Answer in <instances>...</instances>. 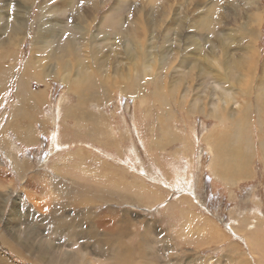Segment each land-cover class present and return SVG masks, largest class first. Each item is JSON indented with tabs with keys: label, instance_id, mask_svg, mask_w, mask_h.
Returning <instances> with one entry per match:
<instances>
[{
	"label": "rangeland",
	"instance_id": "374dc122",
	"mask_svg": "<svg viewBox=\"0 0 264 264\" xmlns=\"http://www.w3.org/2000/svg\"><path fill=\"white\" fill-rule=\"evenodd\" d=\"M0 53V263L264 264V0H0ZM38 64L46 70L34 75ZM30 87L44 94L22 105ZM208 106L217 125L220 111H238L256 132L258 178L230 201L208 198L207 178L193 184L173 159L186 142L200 149ZM18 108L22 126L9 124ZM196 212L219 221L202 229L211 243L198 237ZM97 215L110 231L91 223ZM127 224V238L112 237Z\"/></svg>",
	"mask_w": 264,
	"mask_h": 264
},
{
	"label": "crops",
	"instance_id": "0c3cea01",
	"mask_svg": "<svg viewBox=\"0 0 264 264\" xmlns=\"http://www.w3.org/2000/svg\"><path fill=\"white\" fill-rule=\"evenodd\" d=\"M210 106H208L207 115L202 114L204 116L203 130L199 131V134H197L196 143H198L199 145L202 144L200 145V149L198 150L199 147L195 145H191V148L189 149V144L188 142H186L185 144L181 145L178 151L173 152V159H175L177 162L179 174L184 173L185 170L187 174L190 171L192 172L193 184L199 183V176L201 174H203L204 177L207 178L209 182L208 191L210 195L208 198L215 200V196L217 194L219 195V191H221L223 192V194L221 196V199H219L218 201H230L231 199H233L230 195L231 191H233V193L237 195L238 191H235L236 187L252 183L258 178L256 169L258 161L256 132L255 130L252 131L248 128L245 129L244 126H241V124L239 123V120L241 119L239 118V115L241 116V114L237 113L238 111L224 113V116L228 117V115L230 114L235 117L231 122L226 121L217 125V119L210 115L212 113V109H210ZM192 128L194 129L193 124ZM216 145H218V147ZM162 150L163 149L161 147L160 149H158L157 146V148L153 149L152 151L160 153L159 151ZM195 151H203L206 156V162L197 159ZM193 155H195V157H193ZM218 161L220 162V164H218ZM154 165L160 170L163 169V165L158 161ZM191 165L194 167L191 168ZM223 171L226 174H224ZM70 180L71 179H69L68 181ZM182 196L183 197L181 199L184 205L185 198L184 195ZM175 205L176 207L177 205L183 207V205H180L179 202H176ZM202 206L201 208H205ZM190 207L192 208V206ZM196 215V218L199 219V221L197 222L199 224V228L197 231L199 234L198 237L203 239V242L211 243L212 241H208L206 239V235H204L202 229L209 231L208 226H215V223L219 221L215 220L214 215L209 212H196ZM186 223L188 224L189 222L187 221ZM114 225L116 226L117 223H115ZM193 233L194 236L196 230H194ZM193 236H189L188 241L193 240ZM208 245L209 244L207 243L206 246L208 247Z\"/></svg>",
	"mask_w": 264,
	"mask_h": 264
},
{
	"label": "bare ground",
	"instance_id": "6f19581e",
	"mask_svg": "<svg viewBox=\"0 0 264 264\" xmlns=\"http://www.w3.org/2000/svg\"><path fill=\"white\" fill-rule=\"evenodd\" d=\"M130 1V0H129ZM207 8H208V6H207ZM94 9H95V7H94ZM96 9H97V7H96ZM46 12V13H45ZM42 11V15H43V20L45 21L46 19L44 18V17H46V18H48V16H49V10L47 9L46 11ZM110 15H111V13H110ZM27 16V15H26ZM118 18V17H117ZM136 19V18H135ZM48 20V19H47ZM81 20H85V18H81ZM142 19L140 18L139 19V23L138 22H136L135 24L137 25V26H139V29L138 30H140L141 29V31L142 30H145L146 29V23L145 22H143L142 23V21H141ZM203 21H204V19H203ZM92 22H94V18H93V21ZM95 24V23H94ZM102 25V24H101ZM101 25H100V27L99 28H101ZM207 25L208 24H205V27L207 28ZM104 27V26H103ZM132 27V26H131ZM130 27V28H131ZM134 27H135V29H136V26L134 25ZM172 27V26H171ZM170 27V28H171ZM82 30V31H84V28L82 27V28H78V30ZM95 29V28H94ZM129 29V28H128ZM90 30H93L92 29V23H91V26H90ZM101 30V29H100ZM130 30V29H129ZM181 30V29H180ZM116 31V30H115ZM128 31V30H127ZM102 33H103V31H101ZM132 32V31H131ZM101 33V34H102ZM115 33H117V36H116V38H117V40H122V39H124V37H125V35L122 37V33H120V32H115ZM134 33V32H133ZM71 36V35H70ZM127 36V35H126ZM128 37V39L129 40H132L131 42H132V44H136V43H140L141 41L140 40H142V39H140V38H138L137 37V35H132V33L130 34V35H128L127 36ZM70 38V37H69ZM145 39V38H144ZM131 42L130 43H128V44H131ZM143 43V42H142ZM56 44V43H55ZM67 44V43H66ZM52 45V44H51ZM69 49H68V52H66V53H69V52H71V50H73L72 48H71V46H73V44H72V42H70L69 44ZM142 45V44H141ZM43 46V45H42ZM135 46H137V45H135ZM52 47V46H51ZM55 47V46H54ZM41 46H37V47H33L32 49H33V51H35L34 52V54H39V52H40V50H41ZM64 49V48H63ZM141 50V49H140ZM44 51H45V49H44ZM249 52H248V59L247 60H245V63H247L248 65H249V67L251 68V69H253V68H255V66H256V64H257V56H258V52H257V49H254V50H252V51H250V50H248ZM60 52V51H59ZM75 52V51H74ZM49 53V52H48ZM48 53H46L47 54V58H46V60L48 59V58H50L51 57V54H48ZM146 53V52H145ZM250 53V54H249ZM54 54H55V52H54ZM72 54V53H71ZM74 54V53H73ZM72 54V55H73ZM143 54V53H142ZM141 54V55H142ZM46 57V56H45ZM33 59H37L38 58V56H35V55H33V57H32ZM97 58V57H96ZM59 60H62V58H60L59 57ZM144 60H147L146 58L144 59ZM215 60V59H214ZM243 60V59H242ZM7 61H8V55H6V54H4V53H0V72L2 73H7V69H6V66H5V64L7 63ZM241 62V61H240ZM263 67V66H262ZM60 68H62V64H61V66H60ZM40 70H46L45 69V67H44V65H42V64H38L36 67H35V72H34V75L38 72V71H40ZM261 70V69H260ZM9 72V71H8ZM2 73V74H3ZM40 75H43V73H39ZM55 74V76H56V73H54ZM217 77V76H216ZM219 78V77H218ZM264 80V75L262 74V75H259V77L257 78V81H259V82H261V80ZM27 80V79H26ZM26 80H24V81H26ZM31 80H33V78L31 79ZM62 80H64L65 81V79L64 78H62ZM219 80V83H220V80L221 81H223V84H222V82H221V84L223 85V86H225L224 85V83H228V78H226V77H222V75H221V78H219L218 79ZM86 85V83H84V86ZM33 88V87H32ZM31 87L27 90V92L26 93H24V94H22V95H20V100H21V103H22V105H25V104H29V103H31L32 101H36L37 100V98H38V96L39 95H41V94H44V91L42 92H36L35 90H33ZM1 89H3V85H0V90ZM109 91H110V89H109ZM159 91L161 92V90L159 89ZM111 95V93L108 95V97ZM91 94L90 93H83V94H81V93H79V96H78V98H80L79 100L84 104V103H89L90 102V100H91ZM28 97H30V100L28 99ZM107 97V98H108ZM162 97L163 96H161V99H162ZM95 99H97L95 96L92 98V102L95 100ZM264 98H262V97H260V108H261V110H264V100H263ZM161 101V100H160ZM159 101V103H160V105H162L164 108H167V109H169L170 107H168V104H169V101L168 100H166L165 102H160ZM167 104V105H166ZM259 106V105H258ZM33 107L34 108H36V105H33ZM18 110H22V109H20V108H18L15 112H13L12 113V119H11V122L9 123V124H15L13 121L16 119V117H17V111ZM190 110H192V109H190ZM228 110V109H227ZM221 113H220V115H219V118H220V120L222 121V122H224L225 121V118H227V116H224L225 114L224 113H222L223 111H220ZM227 113V112H226ZM242 123L243 122H241V125H242ZM15 125H17V126H22L23 124L21 123V122H18L17 124H15ZM160 133H162V132H160ZM24 135H25V137H24V139H23V141H25V142H27V143H30L32 140H33V135H34V131L32 130V128L31 127H28L27 129H26V131L24 132ZM160 136H162V134H160ZM160 136H159V138H160ZM156 140V139H155ZM61 140H60V136H56V142H60ZM153 142H154V139H153ZM264 143V142H263ZM56 144V143H55ZM65 145H67V144H65ZM217 147H218V145H216ZM60 147V146H59ZM59 147L58 146H56V149H59ZM62 147V146H61ZM61 149V148H60ZM90 152V151H89ZM215 156H216V154H215ZM227 158V157H226ZM216 159V158H215ZM219 160V159H218ZM231 161V160H230ZM219 162V161H218ZM222 163V162H221ZM218 164H220V162L218 163ZM227 164V163H226ZM222 165V164H221ZM229 165V164H228ZM230 169H232V168H230ZM90 170V169H89ZM2 171V170H1ZM221 171V170H220ZM231 171V170H230ZM234 171V170H233ZM224 172V171H223ZM232 172V171H231ZM103 172H101V173H97V177L98 178H100V177H103V174H102ZM224 174H226L225 172H224ZM89 176V175H88ZM106 176V175H105ZM230 176V175H229ZM239 176V175H238ZM95 177V176H94ZM231 180V179H230ZM99 182V181H98ZM229 182V181H228ZM107 191V190H106ZM64 193V192H63ZM112 193H115L114 192V190L112 191ZM64 194H68V193H64ZM124 194V193H123ZM122 194V195H123ZM126 194H127V192H126ZM85 195V194H84ZM83 195V196H84ZM100 196V195H99ZM122 197H124V196H122ZM125 197H126V195H125ZM127 197H129V196H127ZM77 199H79V198H74V202H76L77 201ZM124 199V198H123ZM120 200H122V199H120ZM125 200V199H124ZM110 209V208H109ZM114 209V208H113ZM108 216H110V214H108ZM104 218H105V216H101V217H99L98 215L96 216V218L95 219H91V223H96L97 225H100V227H105V225H109V223H110V220H109V222H106V220L104 221ZM111 220H112V218H111ZM112 224V223H111ZM113 225V224H112ZM108 229H109V231H110V228H109V226H108ZM122 229V228H121ZM130 229V226L127 224L125 227H124V229H123V233H121L120 231H117L116 232V234L114 233L113 234V236L112 235H107V234H104V236H112V237H118V240H120V239H123V238H127L128 237V234H127V232H128V230ZM74 232V231H73ZM120 236V237H119ZM105 239H107V238H105ZM110 239V238H109ZM142 239V241L145 243V239L144 238H141ZM128 240V239H127ZM108 242V241H107ZM109 243V242H108ZM114 245V244H113ZM142 245V244H141ZM11 247H13L15 250L17 249V247H15L14 245H10ZM116 246V245H115ZM52 247V246H51ZM54 247V246H53ZM51 249V248H50ZM54 249V248H53ZM117 249V248H116ZM115 250V249H114ZM53 251V250H52ZM116 251V250H115ZM43 252V251H42ZM52 254H54V252H52ZM45 255V254H44ZM66 255V254H65ZM54 257V256H53ZM42 258V257H41ZM124 260H126V261H123V263H121V264H131V262H133V261H131L130 259H127V258H125V257H122ZM68 259H70V258H68ZM64 260L66 261L67 259H65L64 258ZM134 260V259H133ZM122 261V260H121ZM118 263V262H117ZM0 264H3V262L2 263H0ZM139 264V263H138Z\"/></svg>",
	"mask_w": 264,
	"mask_h": 264
}]
</instances>
